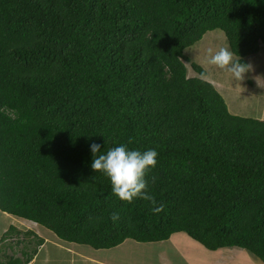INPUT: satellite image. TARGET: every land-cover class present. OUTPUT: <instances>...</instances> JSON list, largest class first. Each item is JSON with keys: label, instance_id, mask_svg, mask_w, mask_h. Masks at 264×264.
Wrapping results in <instances>:
<instances>
[{"label": "trees", "instance_id": "trees-1", "mask_svg": "<svg viewBox=\"0 0 264 264\" xmlns=\"http://www.w3.org/2000/svg\"><path fill=\"white\" fill-rule=\"evenodd\" d=\"M214 30L248 64L264 0H0V211L94 250L183 232L264 264V120L231 114L184 54ZM92 143L155 149L146 178L163 212L114 195Z\"/></svg>", "mask_w": 264, "mask_h": 264}, {"label": "rangeland", "instance_id": "rangeland-1", "mask_svg": "<svg viewBox=\"0 0 264 264\" xmlns=\"http://www.w3.org/2000/svg\"><path fill=\"white\" fill-rule=\"evenodd\" d=\"M208 34H213V38L209 37ZM220 47H227L229 49L224 33L221 30H214L207 32L199 43L185 49L184 54L190 62L198 64L206 71L207 75L204 78L206 81L211 82L215 86H217V81H219L222 86V92L219 90V93L223 97L231 114L264 120V47L257 54L247 58L248 64L251 65V70L244 75L242 80H237L230 73L207 63L208 50L212 49L215 52ZM185 65L189 77L199 76L193 72L188 62ZM14 226H18V224ZM21 227L25 226L21 225ZM8 229H5V224L0 222V240L4 237ZM31 230L40 231L41 235L48 239L54 238V234L43 227H39L38 229L32 227ZM12 238L11 236L10 239ZM14 238L19 239L16 236ZM20 241L21 244H15L16 241L14 239L10 241L7 239L4 242H0V259L6 261L9 256H13L21 258L22 260L23 253L30 255L36 249L33 243L34 239L30 235L22 237ZM61 244L64 245L63 242ZM165 244L138 243L129 239L115 249L94 250L89 246L77 245L79 249L75 250L86 253L89 257L105 259L111 264H164V257L161 251L164 250L165 253H169L168 248L166 249L167 245ZM53 248H48L53 257H50L51 264L88 263L76 256H73V262H70V257L72 256ZM97 255L100 257H97Z\"/></svg>", "mask_w": 264, "mask_h": 264}, {"label": "clouds", "instance_id": "clouds-1", "mask_svg": "<svg viewBox=\"0 0 264 264\" xmlns=\"http://www.w3.org/2000/svg\"><path fill=\"white\" fill-rule=\"evenodd\" d=\"M207 63L230 73L237 80H242L244 75L251 70L250 64L243 63L241 59L235 58L234 53L227 47H220L215 52L209 49ZM206 75V73H201V78H206ZM90 149L94 156L91 168L95 172H101L108 177L114 195L127 203H132L135 199H142L151 205V211L154 214L163 212L165 206L163 203L158 202L151 193L149 180L146 178L149 171L157 165L158 153L155 149L141 152L139 150H129L126 145L121 144L109 149L106 154L99 155L97 153H100V144L92 143ZM152 182H155L154 178ZM110 218L113 222L120 220L118 213H112ZM27 232L31 231L28 230L22 233L27 234ZM31 237L33 238V236ZM33 239L34 243L35 238Z\"/></svg>", "mask_w": 264, "mask_h": 264}, {"label": "crops", "instance_id": "crops-1", "mask_svg": "<svg viewBox=\"0 0 264 264\" xmlns=\"http://www.w3.org/2000/svg\"><path fill=\"white\" fill-rule=\"evenodd\" d=\"M208 35L211 38H213L214 36L213 34H208ZM213 86L216 88L218 92L219 90H221L222 92V86L220 85L219 81H217V86L215 85ZM0 222L5 224V229L12 226L22 232L29 230L34 234H36L38 238L43 239V243L37 247L35 255L28 264H47V263L51 264V258L53 257L51 256L50 251L48 250L49 247L50 248L54 247L53 249L60 251L62 253H68L70 256H72L70 257V262H73V258L76 256L88 262L87 264H111L105 259H98V258L96 259L94 257L87 256L86 253H83L79 250L76 251L75 249H79V247L76 244L66 243L58 239L55 235L53 239H48L42 236L40 231L31 230L32 227L38 229L39 227L42 226L37 225L31 221L17 218L15 216L0 211ZM15 224H18V226H14ZM21 225L25 227H21ZM12 237L13 238L12 239L9 238L8 241L14 239L16 241L15 244H21L18 242L22 239L23 233L22 235L19 236V239L14 238V236ZM62 242L64 243V245L61 244ZM158 243H166L165 244L167 245L166 249L168 248L169 250V253H165L164 250L161 251V254L164 257L163 258L164 264H263L261 262L254 260L246 251L238 247L222 248L215 251L207 250L201 244L194 241L183 232L175 233L171 235V237L167 241L158 242ZM159 245H163V244H159ZM97 257L100 256L97 255Z\"/></svg>", "mask_w": 264, "mask_h": 264}]
</instances>
